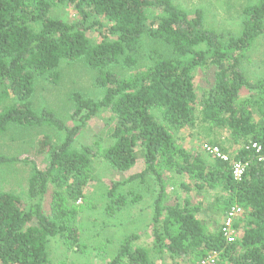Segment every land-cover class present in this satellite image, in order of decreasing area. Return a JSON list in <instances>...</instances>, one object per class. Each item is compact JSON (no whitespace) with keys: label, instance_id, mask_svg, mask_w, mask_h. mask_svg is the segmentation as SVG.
Wrapping results in <instances>:
<instances>
[{"label":"trees","instance_id":"obj_1","mask_svg":"<svg viewBox=\"0 0 264 264\" xmlns=\"http://www.w3.org/2000/svg\"><path fill=\"white\" fill-rule=\"evenodd\" d=\"M59 6L72 7L78 19L53 18ZM241 23L239 35L227 37L207 26L202 10L190 15L171 0H0V137L17 127L49 130L58 139L46 134L38 142L44 164L0 154V166L31 169L26 198L0 192V264H54V239L68 251L79 248L78 202L99 159L120 173L143 163L125 181H110L107 214L143 200L123 195L122 186L150 179L155 189L153 245H137L141 236L130 235L106 264H193L214 253L219 264H264V79L251 80L242 68L264 37V0H251ZM146 39L153 45L148 52ZM141 60L148 65L140 67ZM77 61L97 71L104 95L74 94L71 126L49 108L38 111L33 97L39 78L56 85L60 66ZM199 70L214 74L200 98ZM104 113L111 145L78 144ZM186 129H198L229 160L180 145L177 135ZM238 162L247 165L241 180L233 172ZM169 186L182 195L172 196ZM235 207L243 211L234 224L240 234L229 243L222 227Z\"/></svg>","mask_w":264,"mask_h":264},{"label":"rangeland","instance_id":"obj_2","mask_svg":"<svg viewBox=\"0 0 264 264\" xmlns=\"http://www.w3.org/2000/svg\"><path fill=\"white\" fill-rule=\"evenodd\" d=\"M171 1L190 15L199 9L202 10L207 26L227 37L239 35L242 29V12L251 3V0ZM51 16L67 23H73L78 19L76 11L72 7L65 6L56 7L51 12ZM145 44L144 50L148 52L153 45L149 39H146ZM146 65L148 64L141 60L140 67ZM242 68L251 80L264 79V37L255 41ZM59 72L60 80L56 85L45 77L37 80L33 97L34 105L38 111L44 108L55 111L72 126L70 117L73 108L72 96L79 94L85 99L99 100L103 97L104 90L96 84L97 71L83 61L65 62L60 66ZM121 73L125 75L127 72ZM213 78V72L206 73L203 70L196 72L195 86L199 98L213 82ZM109 118V115L104 113L91 120L78 137L77 143L91 146L95 150L108 148L112 143L110 137L112 125L108 123ZM46 134L51 135L54 141H58L57 134L49 130L11 127L0 137V154L31 156L44 164V156L38 154V142ZM177 139L180 145L189 150L208 154L204 149V145H208V140L198 129L182 130L177 135ZM93 169V179L86 189V198L78 202L80 211L77 224L81 239L80 246L77 250L68 251L62 240L54 239L49 246L50 258L54 264H106L116 257L125 238L133 234L141 236L135 244L148 247L153 245L150 224L154 210L152 205L155 201V189L152 180L149 179L144 183L134 182L120 188V193L123 195L129 197L133 194V196H141L143 200L129 205L116 215H109L105 211L108 202L106 193L110 181H125L130 175L140 172L143 163H139L129 172L120 173L111 169L104 159H99L94 161ZM30 174L31 169L23 164L0 166V192H14L26 198ZM169 193L172 196L182 195V192L176 190L174 186H169ZM52 197L53 190L45 200L47 212H50ZM194 201L198 202L197 199ZM202 219L208 222L209 228L215 227L209 217ZM239 234V231L235 230L236 238ZM154 264H172V262L169 259L163 262L155 259ZM180 264H190V262L185 261Z\"/></svg>","mask_w":264,"mask_h":264},{"label":"built area","instance_id":"obj_3","mask_svg":"<svg viewBox=\"0 0 264 264\" xmlns=\"http://www.w3.org/2000/svg\"><path fill=\"white\" fill-rule=\"evenodd\" d=\"M256 147V146H254ZM205 151L210 154L211 156L215 158H219L225 161L229 160V156L223 154L221 150L218 147H212L210 145H204ZM257 151H260V148H257ZM247 165L243 164L241 162L235 163L233 172H234V177L237 180H241L245 170H246ZM243 211L239 207H235L229 211L227 214V217L225 219L224 225L222 227V232L224 236L226 237L227 241L229 243H234L236 241V235H235V229H234V224L235 220L242 215ZM193 264H219V260L217 258V254H210L207 258L202 259L200 261H196Z\"/></svg>","mask_w":264,"mask_h":264}]
</instances>
